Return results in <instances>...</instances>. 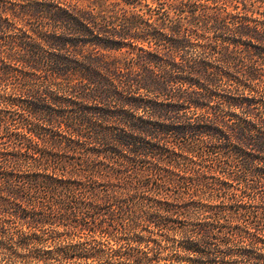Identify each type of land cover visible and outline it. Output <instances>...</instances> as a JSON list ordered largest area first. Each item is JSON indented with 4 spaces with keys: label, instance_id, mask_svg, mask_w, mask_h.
Returning <instances> with one entry per match:
<instances>
[{
    "label": "trees",
    "instance_id": "16d2710c",
    "mask_svg": "<svg viewBox=\"0 0 264 264\" xmlns=\"http://www.w3.org/2000/svg\"><path fill=\"white\" fill-rule=\"evenodd\" d=\"M0 264H264V0H0Z\"/></svg>",
    "mask_w": 264,
    "mask_h": 264
},
{
    "label": "rangeland",
    "instance_id": "374dc122",
    "mask_svg": "<svg viewBox=\"0 0 264 264\" xmlns=\"http://www.w3.org/2000/svg\"><path fill=\"white\" fill-rule=\"evenodd\" d=\"M87 1H85V3H86ZM88 3V2H87Z\"/></svg>",
    "mask_w": 264,
    "mask_h": 264
}]
</instances>
